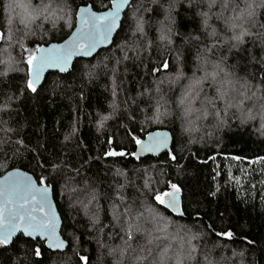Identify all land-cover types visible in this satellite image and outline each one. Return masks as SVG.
<instances>
[{"label": "trees", "instance_id": "obj_1", "mask_svg": "<svg viewBox=\"0 0 264 264\" xmlns=\"http://www.w3.org/2000/svg\"><path fill=\"white\" fill-rule=\"evenodd\" d=\"M233 2L243 7L242 0ZM255 2L259 4L260 0ZM14 3H30L33 7L46 4L50 8L25 27L20 22L21 9L5 11V5ZM163 3L167 7V0ZM220 3L217 0L210 23L222 36L230 35L215 14L223 11L228 17L233 14L232 8L230 5L222 10ZM84 5H95L93 10L103 11L110 0H0V109L9 105L8 110H0V141L8 140L7 145L0 143V176L22 169L37 182L45 178L52 188L62 222L61 235L67 243L63 252L43 259L34 255L36 245L23 246L25 238L20 235L18 243L22 246L0 253V264H84L79 260L81 255L89 258L88 264H160L162 255L164 264H175L173 254L180 252L181 246L165 253L163 244L170 248V244H182L181 236L185 241L189 237L183 232L177 234L174 226L166 232L156 231L163 225L151 221L145 211L149 206L159 208L169 223L175 221L193 232L207 233L191 242L196 251L185 264H204L205 254L214 260L229 257L240 264L233 252L244 253L243 264H264V160L260 159L264 157V134L259 116L243 124L236 109H229L224 116L210 78L199 86L200 94L190 110L180 103L188 85L203 75L197 51L202 43H211L201 29L196 9L177 8L174 31L180 35H173V44L168 45L159 39L163 12L151 11L156 7L153 0H131L122 19L123 28L109 48L91 59L75 60L66 74L47 75L36 93L25 89L24 49L31 51L64 40L75 25L78 7ZM137 17L145 22L143 36L133 35ZM256 19L264 23V8H256ZM252 30L264 33L259 25ZM197 35L200 42L191 39ZM121 45L131 47L121 52ZM229 47L218 45L211 59L223 56L226 71L256 86V97L245 105L258 113V97L264 95V85L260 84L264 77V42L254 36L246 38L238 49L230 51ZM125 53L129 57L126 60ZM161 61H168L169 68L161 67ZM90 65L98 66L91 80L81 71ZM154 68L159 70L153 72ZM158 81H163L158 85L159 92ZM208 98L218 106L224 123L219 122L217 109L207 103ZM157 103L168 113L162 123L150 119ZM113 104L117 106L115 111L109 107ZM104 115L110 119L98 127L97 121ZM5 127L14 131L5 134ZM73 128L75 133L66 141L65 135ZM156 130L171 133L176 161L167 153L139 160L128 155L105 156L110 147L135 150L129 131L144 138ZM53 164L58 167L54 169ZM166 182L181 188L183 216L164 210L150 199L152 190L164 188ZM129 223H138L142 231L133 230L135 239L127 247ZM206 225H213L217 231L232 230L234 236L231 240L217 238ZM183 249L187 253V243Z\"/></svg>", "mask_w": 264, "mask_h": 264}, {"label": "snow or ice", "instance_id": "obj_2", "mask_svg": "<svg viewBox=\"0 0 264 264\" xmlns=\"http://www.w3.org/2000/svg\"><path fill=\"white\" fill-rule=\"evenodd\" d=\"M242 2L243 7H241L240 3H234L233 0H221V9L226 11L231 5L233 13L228 17L223 16V11L215 14L217 19L223 20L226 32L231 33L224 36L221 35L217 27L210 23L213 15L212 10L216 7L217 0H167V7L164 6L163 0H153L156 7L152 8L151 11L157 14L163 12L164 14V21H161L162 26L160 28L159 39L166 42V44H173L172 36L180 35L179 32L174 31L176 20L173 15L174 13L178 14L177 8L180 6L185 7L186 10L196 9L195 15L200 17L201 29L206 33L207 40L211 41L210 44L202 43L200 49L197 51L196 59L199 61V70L203 71V75L199 78H194L192 83L188 85L184 96L180 100L181 105H187L188 110H190L191 104L200 94L199 86L203 81L210 78L212 85L215 86V99L219 100L224 107L223 115L227 116L229 109H236L241 114L240 122L242 124L249 120L257 119L258 115L261 121V131L264 134V95L258 97L260 100L258 113L254 112L252 107L246 108L245 101H250L256 97V91H253V88L256 86L251 85L248 79H242L237 77L235 73L226 71L225 67L222 66L223 56L217 60L211 59L213 49L218 45L229 44V50L231 51L233 48L238 49L245 42L246 38L255 36L264 42V33L252 30L257 25L261 29H264V23H260L256 19V8H264V0H260L259 4H256L255 0H242ZM128 4L129 0H110V6L102 12L93 11L95 5L81 6L75 14V31L62 44H50L48 47L39 45L31 51L24 49L27 52V60L25 61L27 66V77L24 81L25 89L31 93H36L38 91L37 85L40 83L45 69L58 68L61 72H65L68 70V66L74 56H92L101 45H106L109 42L114 43L113 33H118V30L123 28L124 21L121 20V14ZM205 7L206 10H200ZM49 8L50 6L46 4L37 7H33L30 3L5 5V11L22 10L20 22L25 27H27V22L38 19L41 13L48 12ZM45 19H47V16H45ZM9 20H11V17H9ZM144 24L143 19L137 17L135 19L133 35L139 34L143 36L145 34ZM0 39H3V33H0ZM191 39L200 42L199 35L191 37ZM187 42L188 40H185V43ZM21 47L23 48V45ZM119 47L121 52H124L125 47L131 46L121 45ZM128 58L125 53L124 59ZM116 63L119 64L120 60L117 59ZM209 66H211V71H208ZM97 67V65L85 66L81 70L82 74L91 80L96 74ZM161 67L168 69L169 62L161 61ZM8 70H11L10 66ZM158 70L152 69L153 72H157ZM261 70L264 71V65L261 66ZM4 74L7 75V71ZM160 83H163V81L157 82V92L160 91L158 86ZM260 84L264 85V77L261 78ZM113 95H115V92ZM207 103L217 109L215 115L220 123H224V120L221 119L222 114L213 99L208 98ZM109 107L115 111L117 106L113 104ZM8 108L9 105L5 104L4 108L0 110L6 111ZM167 114V111H161L160 105L157 103L154 116L150 119L162 123V118ZM108 119L110 117L107 115L101 116L97 121L98 127H103L104 122ZM2 131L7 134L14 131V129L5 127ZM74 133L75 128L72 129L69 135H65L64 139L66 141L69 140L70 135ZM128 137H130L131 142H134L135 151H127L124 148L116 150L110 147L105 152V156L124 157L128 155L139 159L145 154L155 155L163 151L167 153L171 160H177L173 150L169 147L170 140L174 143V138L170 137L166 131L148 132L146 138H141L133 134L132 131H129ZM0 143L7 145L8 140L0 141ZM16 143L22 144L23 141H17ZM108 143L111 145L112 140L109 139ZM260 159L264 160V157ZM52 167L56 169L58 166L53 164ZM180 193L181 188L176 183L166 182L164 188L152 190L150 199L164 210L176 213L178 216H183L184 210L180 204ZM211 194L215 195V193ZM145 211L148 212L152 222L156 225H163L162 227H157L156 231L166 232L169 227L174 226L177 234L183 232L185 235H188L189 239L187 241L184 240L183 236L180 237L182 241L181 250L176 254L175 259V264H185V260L190 258L196 251L191 242L207 233L193 232L187 225L176 224L175 221L169 223L168 218L159 211V208L149 206ZM140 215L143 214L141 213ZM116 218L118 219V217ZM95 223L96 221L93 220V224ZM205 227L209 233L215 235L217 238L222 237L231 240L234 236L232 230L221 229L217 231L213 225H206ZM60 228L61 221L53 210L49 199V185L45 178L41 177L37 183L27 173L17 169L8 172L0 179V253L7 252L10 248L19 249L22 245L18 243V234H21L25 238L23 246L32 248V245H36L33 250L34 255L38 258L48 259L56 252L65 248V240L61 239L58 234V229ZM133 230L135 232L142 231L138 223L127 224L125 240L127 247H130L129 242L135 239ZM247 242L249 244L252 243L251 240ZM184 243L188 244L187 253L183 249ZM45 251H47V255H45ZM166 252L167 249H165ZM123 253L124 249H121V255ZM243 256V252H233V257H238L240 264H243ZM79 260L83 261L84 264H88L89 258L81 255L79 256ZM38 264H41V262L38 261ZM160 264H164L163 255L161 256ZM204 264H235V262L231 258L223 256L219 260H214L208 254H205Z\"/></svg>", "mask_w": 264, "mask_h": 264}, {"label": "water", "instance_id": "obj_3", "mask_svg": "<svg viewBox=\"0 0 264 264\" xmlns=\"http://www.w3.org/2000/svg\"><path fill=\"white\" fill-rule=\"evenodd\" d=\"M130 4H131V0H129V4L125 6L124 11L122 12V14H121V20L123 19V16H124L125 12L127 11V9L130 7ZM109 6H110V5H109ZM80 7H81V6H80ZM80 7H78V9H79ZM78 9H77V11H78ZM105 10H107V9H105ZM105 10H103V11H105ZM77 11H76V12H77ZM93 11H95V10H93ZM96 12H102V11H96ZM75 22H76V15H75ZM74 31H75V25H74L73 29L71 30V32L69 33V35H68L64 40H62L61 42H54V43H50V44H62L65 40L68 39V37H69V36L72 34V32H74ZM115 35H116V33H113V38L115 37ZM50 44H48V45H43V46H44V47H48ZM111 44H112V42H109V43L106 44V45H101L99 48H97L96 52H94V53L92 54V56H74V57L72 58V62H71V63L69 64V66H68V70L65 71V72H61L58 68H49V69H45L44 74H43L42 77H41L40 83L37 85V89L41 86V84L43 83V81H44V79H45V77H46L47 75H49V74H51V73H59V74H62V75H63V74H66V73H68V72L71 70L72 65H73V63H74L75 60H77V59H85V60H87V59H91V58H93V57H94L99 51L109 48V47L111 46ZM156 131H166V132L169 133V136L172 137L171 133H170L169 131H167V130H156ZM146 136H147V134L144 136V138H146ZM169 147L172 148V141H171V140H170ZM134 151H135V150H134ZM163 153H166V152H163V151H162L160 154H155V155H154V154H145V155L141 156L139 159H143V158H145V157H156V156H159V155H161V154H163ZM133 159H135V160H139V159H136V158H134V157H133ZM15 170H17V169H12V170H9V171L5 172L3 175L0 176V179H2V178H3L8 172L15 171ZM18 170L21 171V172H25V173H27L29 176L32 177V179H33L34 181H36L35 178H34V176H33L32 174H30V173H28V172H26V171H24V170H22V169H18ZM37 183H38V182H37ZM38 186H39V185H38ZM49 199H50V201H51V203H52L53 210L56 212L57 216L60 218V215H59V213H58V211H57V209H56L55 202H54V200H53V193H52V188H51V186H49ZM173 214L177 215L176 213H173ZM177 216H178V215H177ZM60 221H61V218H60ZM61 226H62V222H61ZM58 234L60 235V238L63 239V237H62V235H61V228L58 229ZM20 235H21V234H18V236H20ZM21 236H22V235H21ZM63 240H64V239H63ZM66 247H67V243H66V241H65V248H64L63 250H61V251H58V252H63V251L66 249Z\"/></svg>", "mask_w": 264, "mask_h": 264}, {"label": "rangeland", "instance_id": "obj_4", "mask_svg": "<svg viewBox=\"0 0 264 264\" xmlns=\"http://www.w3.org/2000/svg\"><path fill=\"white\" fill-rule=\"evenodd\" d=\"M163 245H166L167 250L170 251V253H172V251H173V247H174V246H176V245H180V246H181V244H172V246H171V244H170V248H169V247L167 246L168 244H163ZM168 251H167V252H168ZM173 255L176 256L175 253H174ZM157 256H158V258H159L161 255L159 254V255H157Z\"/></svg>", "mask_w": 264, "mask_h": 264}]
</instances>
